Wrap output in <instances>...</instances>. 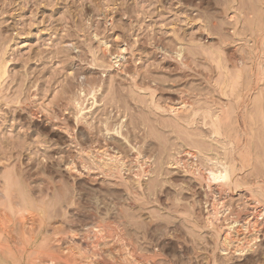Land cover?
Masks as SVG:
<instances>
[{"label": "rangeland", "instance_id": "374dc122", "mask_svg": "<svg viewBox=\"0 0 264 264\" xmlns=\"http://www.w3.org/2000/svg\"><path fill=\"white\" fill-rule=\"evenodd\" d=\"M203 6L200 0H0V66L5 72L0 85V215H8L18 240L8 242L7 236L0 235L3 259L10 264L48 261L44 253L38 254L41 241H31L27 249L19 244L21 217L32 216L38 223L44 221L43 227L52 219L62 220V235L74 232L76 242L83 241L95 225L108 222L122 231L126 241L133 240L137 258L144 264H264V221L255 249L244 253L222 251L214 234L205 229L215 200L223 202L220 224L224 226L244 204L243 197H223L217 190L209 193L206 185L169 165L170 155L180 146L206 151L208 156L198 157L205 168L214 165L208 158L231 162V145L211 137L212 129L202 119L187 127L171 115L155 112L147 94L136 90L129 76L138 71V81L150 77L162 104L170 97L178 99L184 90L202 94L200 106L210 105L215 112L212 101H234L244 82L239 77L246 76L247 70L243 72L240 59L233 66L232 50L236 47L245 54L243 41H233L231 26L226 24L222 31L218 11ZM205 19L211 20L209 33ZM222 34L231 45L220 44ZM95 35L107 39L112 51L127 47L135 52H126L124 71L110 67ZM180 47L187 55L195 54L190 61L202 77L184 79L183 71L176 69L172 57ZM110 91L119 94L112 105L107 104ZM91 92L96 93L97 105ZM56 109H67L66 123L87 148L108 144L125 155V182L93 170L94 156H75L70 139L52 125ZM91 139L99 142L92 144ZM133 147L143 155L139 164ZM82 161L91 171L81 167ZM137 165L147 166L152 175L140 180ZM255 167L264 175L263 156H256ZM187 212L201 231L186 222ZM67 241L53 242L51 253L67 255L60 248ZM108 250L115 259L104 254ZM99 253L90 260L116 264L119 254L113 245Z\"/></svg>", "mask_w": 264, "mask_h": 264}, {"label": "bare ground", "instance_id": "6f19581e", "mask_svg": "<svg viewBox=\"0 0 264 264\" xmlns=\"http://www.w3.org/2000/svg\"><path fill=\"white\" fill-rule=\"evenodd\" d=\"M200 1H202V6L207 5L218 11V15H216V17L221 22L219 25H221L222 31H226L225 26L226 24H229L231 26V38H234L233 41L236 39L241 40V42L243 41L245 54H242L236 47L232 50L234 52L233 57H231L234 59L233 66H236L235 63L240 59L242 66H245L243 72L244 70H247V77L243 75L239 77L242 78L244 82L242 80L243 83L241 84L238 92H236V98L234 101L227 99L225 104L212 101L213 107L215 106L216 109L215 112L212 110V108H208L210 105H208L206 108H203L202 105L200 106V102L203 98L202 94H194L193 92V94H188V92H185L184 90L178 94V99L175 100L170 97L171 99L169 98V100L162 104L158 101L159 89L155 88L154 83L150 80V77L148 78V81L146 80L147 77L141 79V81H138L137 78L140 76L138 71L130 74V70H127L126 74H130L129 76L132 78L134 82V88L136 90L147 94V98H149L148 103H150V107H152L155 112L171 115L180 125L182 124L187 127L194 126L198 119H202L205 125H209L211 127V137L214 136L216 139L225 140L231 145V162H225L223 160L215 161L212 158H208V163H214V165L211 168H205V166L199 163L198 157L208 156L204 154L206 151H203L202 149H197V151L181 149L183 147L180 146V148L174 149L170 155L172 158L169 161V165L179 167L185 172L184 174H188L193 177L200 185H206L204 188L205 190L207 189V192L209 193L213 194V191L217 190L218 193L223 197H235L236 195L243 197L244 204L240 205L234 210V213L231 214V216L234 217L233 220L226 223L224 226L220 224V209L221 207H224L223 202H221V199H219L217 202L215 200L213 202L212 211L209 213L206 219V228H203L210 230L214 234L217 239L216 242L218 243V247L222 248V251L226 252L230 249H235L234 253H244L245 251L248 252L249 250L255 249L254 247L256 246V242L260 237L258 235L261 232L260 227L264 221V175H261L260 173L256 172L258 170L254 169L256 156L264 157V136L257 137L259 132L264 134V128H261L264 126V99L261 98V96H264V90H262V86H264V0ZM189 5L192 6L193 3ZM207 6H203L204 9L207 8ZM211 20L210 22L206 19L203 21L205 24L204 27L207 29L208 33L209 27H211L209 25ZM109 21L112 22V20ZM216 23L217 21H214L212 24L216 25ZM95 36L98 37V35ZM98 39L100 48L99 52L103 55V57L110 60V67L124 71L123 63L126 59V52H129L133 55H135V52H133L132 49H128L127 47H118L117 51H112V46L107 39L99 37ZM177 39L180 40L181 38L177 36ZM227 41L228 38L226 40L223 34L220 35L219 42L221 45H226L228 43ZM174 54H176V56H173L172 59L177 66L176 69L183 71L182 76L184 79L191 76L202 77V74H200L195 69L194 65L190 61L194 59V57H192L195 55L194 53V55L191 54L192 56L187 55L186 51L180 47L179 50ZM93 55L94 59L99 61L100 57L95 53H93ZM4 76V67L0 66V85ZM111 93L112 97L107 104L112 105L115 99L119 98H117V95L119 94L116 93L114 96V92L112 91ZM91 95L94 99V104L97 105L98 100H96V93L91 92ZM121 98L123 97L121 96ZM132 98L136 100L134 95ZM78 106L79 105L77 104V107ZM66 111L67 109L54 110L50 120L52 121V125L55 126L57 130L64 132L70 139V142L72 145H74L73 147L76 151L75 156H88L89 158L94 156V161H92L93 170L95 169L101 172V174H103L105 177L115 178L125 182L126 180L124 175L127 170V163L125 158L122 157L125 155L119 150L110 149L108 144H103V146L98 144V146L96 145V147H92L94 149L87 148L81 138L75 136L74 132L69 126L70 123H66ZM79 113L83 114V109L80 108ZM33 115L38 116L35 113H33ZM105 127L109 132L110 130L107 127V123H105ZM116 132L121 134L119 130H116ZM255 137H257V139H255ZM97 140L92 141L91 139L90 143L96 144L99 142ZM125 141L127 144H131L127 137H125ZM261 144L263 147H260ZM132 146L133 145H131V147ZM131 149L135 152H133V156H136L135 163L139 164L140 156H143L141 151L136 147ZM82 163L83 165L81 167L91 171V166L83 161ZM137 167L139 168V171L136 173V176L139 177L140 180L142 177L152 175V170L147 166L143 167V165H137ZM3 213L0 215V235L3 234L7 236L5 241L8 240V242H14V240L17 239L15 236L17 233H15L14 228L10 226L12 222L10 220H6L8 215ZM42 214H44V211ZM25 215L27 216V214ZM187 216L188 218L185 219L186 222L188 221L194 228H198V230H200V224L194 221L195 219L192 217V214L188 213ZM21 218L22 220H20V228L22 239H19L21 240L19 243L20 246L24 249L28 247V244H30L31 241H41L42 243L37 244L39 245L37 248L39 250L38 254L40 253V255H42V253H44L46 258L48 257V261L38 260L39 262H37L33 260L35 264L36 262L37 264H43L44 262H48L49 264H97L96 260L93 261L92 259L90 260V258H94L96 255L100 256L101 254L99 253V250L102 247L104 248L110 245H113L117 254H119V256L116 258V264H144L143 261H140L137 258V253L139 252H137V247L133 244V240L126 241L127 238H125L122 231H117V229H115V227H113V225L109 224L108 222L95 225L88 233H86L83 241L76 242V235L74 232H71L70 234L64 233V235H62L64 231V222L62 220L60 221L59 219H52V222L47 224V227H43L42 223L44 221L38 223L37 218L32 216H22ZM227 220L228 219L225 218L224 222ZM2 239H4V237ZM64 239H68L69 242L67 241L64 244H61L60 248L67 255L63 256L59 253L61 257L55 256V252L51 253L52 249L54 251L53 242H64ZM16 241L18 242V240ZM83 243L86 244V247L83 245ZM21 247H19L20 250ZM2 249H4V246L0 242V264H10L7 260L3 259L1 255V251H3ZM11 250H13V248ZM104 254L112 260L115 259L116 256H113V253H110L109 250ZM32 258L34 257L32 256Z\"/></svg>", "mask_w": 264, "mask_h": 264}]
</instances>
